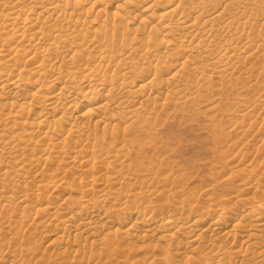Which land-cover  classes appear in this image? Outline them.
I'll use <instances>...</instances> for the list:
<instances>
[{
	"label": "bare ground",
	"instance_id": "1",
	"mask_svg": "<svg viewBox=\"0 0 264 264\" xmlns=\"http://www.w3.org/2000/svg\"><path fill=\"white\" fill-rule=\"evenodd\" d=\"M0 264H264V0H0Z\"/></svg>",
	"mask_w": 264,
	"mask_h": 264
},
{
	"label": "rangeland",
	"instance_id": "2",
	"mask_svg": "<svg viewBox=\"0 0 264 264\" xmlns=\"http://www.w3.org/2000/svg\"><path fill=\"white\" fill-rule=\"evenodd\" d=\"M173 130L178 134V137L180 138V144L176 149V152L171 156L174 158H171L173 159L172 161L174 162V165L177 164V166H179V170L175 167L179 173L176 169V172L173 173H177L182 176L185 175L186 177L183 176L182 182L167 185L160 182V180H157L156 187L159 192L153 198L155 202L153 203V205H151V207H154L157 212L168 211L170 213H174L171 205H173L175 201H178V204L181 203L182 206H184L183 209L185 212L190 210L192 204L200 205L201 198L197 196L198 192H200L206 184H209L211 178L220 170H215V168L212 167V160L215 161L213 152L210 150V148H208L209 146L203 138H197L195 131L188 132L180 129L177 126L174 127ZM159 189H167V191H165L166 194L160 193L161 190ZM231 189L232 187L230 186H219L218 188L213 190L209 189L207 192L208 195L206 194V196L211 199L212 204L215 205L214 203H218V201L220 200L219 197L221 198V196L230 193ZM193 190L196 191L194 192ZM172 191L174 192V194ZM189 192H191V195L189 194ZM177 194L179 195V197H177ZM220 207L221 206H218V210H216L217 212H221V210H224V207Z\"/></svg>",
	"mask_w": 264,
	"mask_h": 264
}]
</instances>
